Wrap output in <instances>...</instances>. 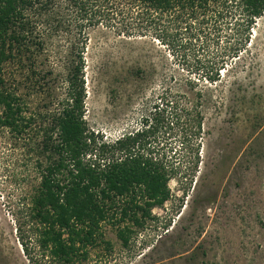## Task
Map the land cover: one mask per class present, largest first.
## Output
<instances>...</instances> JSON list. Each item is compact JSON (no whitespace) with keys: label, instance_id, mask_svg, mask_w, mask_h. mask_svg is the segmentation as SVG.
<instances>
[{"label":"trees","instance_id":"16d2710c","mask_svg":"<svg viewBox=\"0 0 264 264\" xmlns=\"http://www.w3.org/2000/svg\"><path fill=\"white\" fill-rule=\"evenodd\" d=\"M263 16L264 0H0V146L25 166L14 217L32 264L111 252L107 225L128 245L179 171L144 131L95 146L85 118L89 31L199 42L197 70L216 83Z\"/></svg>","mask_w":264,"mask_h":264},{"label":"rangeland","instance_id":"374dc122","mask_svg":"<svg viewBox=\"0 0 264 264\" xmlns=\"http://www.w3.org/2000/svg\"><path fill=\"white\" fill-rule=\"evenodd\" d=\"M203 54L199 42L181 38L89 31L85 118L93 143L144 131L179 171L170 199L128 245L107 225L112 251L98 246L80 264H264V16L216 83L197 70ZM24 82L21 92L30 91ZM17 155L0 146V264H32L14 217L25 174Z\"/></svg>","mask_w":264,"mask_h":264}]
</instances>
